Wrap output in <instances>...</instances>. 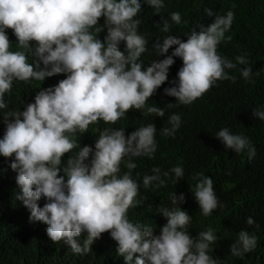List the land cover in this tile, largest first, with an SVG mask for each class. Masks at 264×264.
Wrapping results in <instances>:
<instances>
[{
    "label": "clouds",
    "instance_id": "1",
    "mask_svg": "<svg viewBox=\"0 0 264 264\" xmlns=\"http://www.w3.org/2000/svg\"><path fill=\"white\" fill-rule=\"evenodd\" d=\"M144 2L156 15L165 6L163 0ZM141 12L140 0H0V170L10 179L12 199L20 191L17 200L30 221L47 225L53 242L64 241L82 256L91 252L121 264H258L254 234L241 230L229 237L231 205L212 178L197 173L189 199L176 195L182 166L132 174L138 160L159 159L157 139L177 136L181 126L179 114L157 106L160 86L172 83L164 94L190 105L218 81L235 83L233 71L251 80L245 55L233 62L218 52L234 13L205 9L213 23L192 30L186 41L168 35L161 43L158 31L136 19ZM170 19L181 23L179 12ZM170 28L162 18L161 31ZM153 50L166 58L144 69L140 57ZM174 57L182 60L177 80L168 77ZM135 113L153 120L135 130ZM253 116L264 121V110L254 109ZM99 121L118 129L86 136ZM216 138L236 153L247 150L249 160L256 155L247 137L228 128ZM170 173L175 185L168 186ZM151 185L169 189L171 198L133 213L143 203L139 189ZM246 222L255 223L251 217Z\"/></svg>",
    "mask_w": 264,
    "mask_h": 264
},
{
    "label": "trees",
    "instance_id": "2",
    "mask_svg": "<svg viewBox=\"0 0 264 264\" xmlns=\"http://www.w3.org/2000/svg\"><path fill=\"white\" fill-rule=\"evenodd\" d=\"M140 2L142 12L136 19L141 20L145 29L158 31L157 40H161V43L168 35L186 41L192 30L199 32V26L207 27L213 23L215 16H207L205 9L210 8L217 15L232 11L233 24L218 46V52L233 62L237 56L245 55L253 73L251 80H245L239 72L233 71L230 74L236 76L235 83L230 80L218 81L210 91L190 105L180 104L174 97L164 94V90L171 87L172 83L160 86L155 93L157 106L165 107L170 115L179 114L181 126L177 136L168 140L157 139L156 152L159 159L138 160L132 174L135 177L139 173V177H142L152 174L153 167H159L164 172L182 166L185 174L176 185L172 183L174 174L170 173L169 177L164 178L168 186H178L177 196L183 194L189 199L194 196L197 181L193 177L197 173L212 178L218 195L231 205L233 215L230 223L233 227L229 237H237L241 230L254 234L258 238V264H264V121L253 116L254 109L264 110V0H163L165 6L159 15L144 0ZM173 12L181 15L179 25L170 19ZM162 18L168 19L171 25L168 33L161 31ZM104 23L101 17L98 24L103 26ZM106 35L107 31L104 30L98 38L103 42ZM17 43H12L13 51L17 50ZM32 43L34 46L35 42ZM124 46L125 43L121 42V51L125 50ZM174 50L175 46L166 55L170 56ZM164 58L166 56H157L153 50L142 54L140 60L145 63L146 69L152 60ZM31 60L29 57L30 63ZM174 60L168 77L177 80L182 60L178 57H174ZM167 104L175 106L168 108ZM151 118L135 113L132 128L136 130L146 126L153 120ZM90 127L92 130L86 136L92 135L93 138H98L100 131L105 128L118 129L103 121ZM223 128L247 137L256 149L255 157L249 160L247 150L236 153L225 148L216 138V134ZM13 175L16 177L15 173ZM19 192L16 191L12 199L10 179L0 170V264H121L113 258L107 261L97 259L91 252L86 256L75 254L64 241L53 242L47 235V225L30 221L29 209L17 200ZM139 193L143 203L135 207L133 213L154 200H168L172 194L169 189L154 185L141 187ZM249 217L255 221L254 224H247Z\"/></svg>",
    "mask_w": 264,
    "mask_h": 264
}]
</instances>
